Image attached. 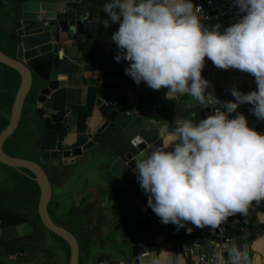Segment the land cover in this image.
Masks as SVG:
<instances>
[{
  "label": "water",
  "instance_id": "1",
  "mask_svg": "<svg viewBox=\"0 0 264 264\" xmlns=\"http://www.w3.org/2000/svg\"><path fill=\"white\" fill-rule=\"evenodd\" d=\"M94 6L92 0H0V191L39 194L31 219L42 230L39 249L51 256L48 264H99L101 257L140 264L165 240H197L176 225L159 224L147 204L128 199L135 159L174 129L161 120L174 100L125 74L120 84L136 91L137 103L125 108L98 100L95 133L82 147L64 145L69 110L51 108L49 99L89 68L65 58L59 39L99 40L106 26L92 20ZM51 172L62 176L61 185ZM108 195L120 197L115 206H106ZM83 196L89 205L74 217Z\"/></svg>",
  "mask_w": 264,
  "mask_h": 264
},
{
  "label": "clouds",
  "instance_id": "2",
  "mask_svg": "<svg viewBox=\"0 0 264 264\" xmlns=\"http://www.w3.org/2000/svg\"><path fill=\"white\" fill-rule=\"evenodd\" d=\"M239 18L221 31L205 27L193 0H107L103 12L119 23L111 40L114 60L129 62L124 73L169 94L194 97L207 104L210 82L201 75L207 57L215 67L251 74L256 90L231 89L234 102L198 121L174 122L160 145L135 159L133 172L162 224L191 232L217 229L228 217L246 214L264 200V133L249 126L239 105L264 122V0H233ZM230 113H235L229 118ZM224 253L227 254L225 258ZM140 264H143L141 259ZM150 264H161L153 258ZM208 264H250L246 252L224 244Z\"/></svg>",
  "mask_w": 264,
  "mask_h": 264
},
{
  "label": "crops",
  "instance_id": "3",
  "mask_svg": "<svg viewBox=\"0 0 264 264\" xmlns=\"http://www.w3.org/2000/svg\"><path fill=\"white\" fill-rule=\"evenodd\" d=\"M95 4L92 14V20L98 24L107 23V14L103 12V5L107 0H92ZM203 0H193L194 5L202 2ZM200 16V15H199ZM201 23L210 28L211 25L220 24L221 31L229 26L228 23L216 20H206L201 16ZM26 24V23H25ZM102 37L98 40L97 37L88 38L83 35L62 34L59 39L61 45V51L64 57L72 62H80L89 70L85 72L80 80L68 81L64 88V109H58L56 107V93L53 94L50 99V107L56 108L58 111L69 110L66 117V122L70 127L69 133L65 138L64 145L67 148L82 147L88 138L95 133L97 128L101 124V116L96 108L98 100H103L106 103L116 102L119 107L132 108L138 101V96L135 90H129L120 84V80L125 77L124 68L128 66L127 61L121 60L117 63L114 60V56L117 54V47L111 40L113 32H115L119 23H112L110 20L105 25ZM49 29H45L47 32ZM54 32V31H52ZM201 75L203 78L210 82L208 92H212L213 98L208 97L207 104H200L194 97L191 96H177L175 94H169L166 97V88L159 89L160 97L163 100H174L172 104L166 107L161 113L162 124L166 126L175 127L174 122H182L183 120H194L204 118L211 114L215 104L217 103L215 98L219 99V94L224 86H228L230 89L233 87L238 88L241 92L247 93L256 90V83L254 77L251 74L242 72L237 69L229 68L227 70L219 69L213 65V63L205 57V65L202 69ZM90 90L93 97V107L91 114L88 117L84 129L79 127V116L72 110L73 107H87L89 103ZM252 106L249 103L239 105L236 111L243 113L249 126H252V120H255L254 125L257 128L264 127V122L258 120L255 116L250 114L249 109ZM235 115V113H234ZM168 133L149 146L146 153H149L156 146L160 145L162 140L166 138ZM56 181L59 183L62 180L60 174L55 175ZM131 195L129 200H140L141 204H147V195L140 188L136 178L131 181ZM13 195V196H12ZM12 201L19 199L25 202L29 211L20 214L19 209L13 205L12 208L6 207L5 204L11 202L7 194L0 192V211L8 210L16 216L23 217L22 223H9L4 224V221L0 219V242L4 241H17L18 244H24V251H15L8 255H1L0 252V264H43L47 253L41 251L39 247L42 246L43 237L41 236L40 227L35 223L31 216L38 208L39 194L33 191H19L13 193ZM136 197H139L136 198ZM118 196L106 197V206L113 207L116 202L113 199L118 200ZM5 199V200H4ZM83 201V200H82ZM14 203V202H13ZM11 203V204H13ZM85 205V202H81L76 213L81 211ZM249 226L243 233H237L238 237L235 239V246L244 252L250 258V264H264V200L259 203L253 202L248 206L246 214H239ZM158 218V217H156ZM11 221L14 219H10ZM187 227L191 228V232H184L190 237L196 238V242L177 243L171 240H165L164 244L158 249L150 250V256L142 259L143 264H150L153 258H159L161 264H195L194 258H191L186 253L188 246H202L204 250H209L214 244L215 239L212 235L213 230L209 227L197 228L187 222ZM23 227L29 229L26 234L18 233V229ZM35 246L36 248H33ZM50 258L51 256L48 255ZM36 257V261L33 258ZM99 264H118L115 260H111L108 257H101Z\"/></svg>",
  "mask_w": 264,
  "mask_h": 264
},
{
  "label": "built area",
  "instance_id": "4",
  "mask_svg": "<svg viewBox=\"0 0 264 264\" xmlns=\"http://www.w3.org/2000/svg\"><path fill=\"white\" fill-rule=\"evenodd\" d=\"M201 8V12L198 13L203 19L206 20H216L223 21L229 25L234 23L238 18L237 7L234 5L233 0H203L197 4ZM234 102V97L231 95V89L228 86H224L219 94V99L215 104L211 114L217 110L221 109L222 102ZM252 116H255L250 112ZM234 116V113L229 114V118ZM206 117V116H205ZM204 117V118H205ZM203 119V118H202ZM251 128L255 129L257 132L264 133V127L257 128L254 123L255 120H252ZM159 224V218H156ZM249 223L246 222L241 216L237 214L228 217L217 229L213 230V237L215 239V244L209 249L204 250L202 246H188L186 248V253L189 257L194 258L195 264H208V258L212 253L224 244L235 245V239L238 237L237 233H243ZM225 258L227 254L224 253ZM150 256V252H146L141 258H147Z\"/></svg>",
  "mask_w": 264,
  "mask_h": 264
},
{
  "label": "trees",
  "instance_id": "5",
  "mask_svg": "<svg viewBox=\"0 0 264 264\" xmlns=\"http://www.w3.org/2000/svg\"><path fill=\"white\" fill-rule=\"evenodd\" d=\"M91 92H92V90H90L89 103H88V106L86 108L85 107H79V108L73 107L72 108L74 113L78 114V116H79V127L81 129H84L85 123H86L88 117L90 116L91 109L93 107V97H92L93 93H91ZM64 96H65V90L64 89H61L56 93V107L58 109H64V107H65ZM2 213L4 216H6V218H4L5 219L4 224H6V225H8L9 223H12V222L13 223H19V222L23 223L24 222L23 217L16 216V215L12 214V212H9L8 210H4V209L2 211H0V219L3 216ZM10 219H14V220L11 221ZM40 232H41V236L43 237L42 230H40ZM24 247H25L24 244H18L17 241L0 242V252L2 253L1 255H8V254L14 253L15 251H21L22 252V251H24ZM32 247L36 248L35 246H32Z\"/></svg>",
  "mask_w": 264,
  "mask_h": 264
},
{
  "label": "rangeland",
  "instance_id": "6",
  "mask_svg": "<svg viewBox=\"0 0 264 264\" xmlns=\"http://www.w3.org/2000/svg\"><path fill=\"white\" fill-rule=\"evenodd\" d=\"M50 175H51V177H52L53 182H54L55 185H61L62 182L59 183V181H58V182L56 181V179H55V175H54V172H51ZM0 192H4L5 194H7V196H9L8 198L11 200V202L9 201V203H6V204H5L6 207L12 208L13 205L16 206V207H21V209H19L21 215H22L24 212H28V211H29V208H28V206L25 205V202H23V201H21V200H19V199H16V200L12 201V196H13V195H12V196H10V195L13 194L14 192H15V193H18V191H14V192L0 191ZM4 200H5V199H4ZM13 202H14V203H13ZM11 203H13V204H11ZM2 215H3V213H2ZM32 215H33V214H32ZM75 215H76V214H75ZM3 216H4V215H3ZM3 216L1 217V219H2V221H5L4 218H6V216H4V217H3ZM72 216H73V214H72ZM70 230L72 231V229H70ZM73 231L76 232L75 230H73ZM27 232H29V229H24L23 227H21V228L18 229V233L26 234ZM34 260L36 261V257L33 258V261H34ZM50 261H51V258L47 255V257H45V261H44L43 264H48Z\"/></svg>",
  "mask_w": 264,
  "mask_h": 264
},
{
  "label": "flooded vegetation",
  "instance_id": "7",
  "mask_svg": "<svg viewBox=\"0 0 264 264\" xmlns=\"http://www.w3.org/2000/svg\"><path fill=\"white\" fill-rule=\"evenodd\" d=\"M37 145H38V147H39V144H38V143H37ZM84 198H85V196L82 197V200H83V201H82V200L80 201V203H81V202H85V205H84L83 209H82L81 211L77 212V213H76L75 211H72V212H71V214H73L74 217H80V216H82V212H83V210L89 205V203H87V199H84ZM75 214H76V215H75ZM71 232H72V234H74V235L76 234V232H74L73 230H72Z\"/></svg>",
  "mask_w": 264,
  "mask_h": 264
},
{
  "label": "bare ground",
  "instance_id": "8",
  "mask_svg": "<svg viewBox=\"0 0 264 264\" xmlns=\"http://www.w3.org/2000/svg\"><path fill=\"white\" fill-rule=\"evenodd\" d=\"M31 27H32L31 25L28 26V28H31Z\"/></svg>",
  "mask_w": 264,
  "mask_h": 264
}]
</instances>
